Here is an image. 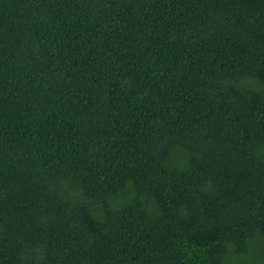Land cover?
Returning a JSON list of instances; mask_svg holds the SVG:
<instances>
[{"label":"trees","instance_id":"trees-1","mask_svg":"<svg viewBox=\"0 0 264 264\" xmlns=\"http://www.w3.org/2000/svg\"><path fill=\"white\" fill-rule=\"evenodd\" d=\"M0 264H264V0H0Z\"/></svg>","mask_w":264,"mask_h":264}]
</instances>
